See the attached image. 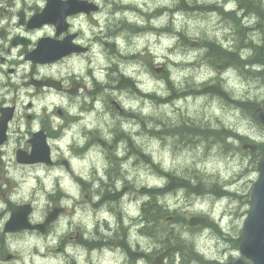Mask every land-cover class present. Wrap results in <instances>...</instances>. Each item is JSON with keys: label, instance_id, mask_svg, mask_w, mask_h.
<instances>
[{"label": "rangeland", "instance_id": "374dc122", "mask_svg": "<svg viewBox=\"0 0 264 264\" xmlns=\"http://www.w3.org/2000/svg\"><path fill=\"white\" fill-rule=\"evenodd\" d=\"M91 1L102 4L101 0ZM120 1L137 2L146 13L153 12L157 20L166 11L165 22L151 24L149 33L145 27L141 35L132 39L123 37L119 47L126 58H119L109 39H103L106 24L114 22L110 16L114 1L108 0L106 8L103 5L102 18H79L73 23L74 32L81 38L80 43L89 48L88 53L48 65L49 70L42 71L46 77L69 87L72 79L79 80L80 94L60 93L44 99L47 105L57 107L54 112L60 118L69 113V107H77L84 116L81 125L95 131L91 136L95 150L87 155L74 150L76 159H72L70 152L81 125L74 126L65 135L59 134L56 139L54 151L59 155L63 152L72 162L70 169L74 172L68 179L60 178L57 185L55 177L44 168H29L16 162L14 150L18 145L26 146L25 129L31 125L24 118V112L29 103L34 108L36 105L29 98L21 108L13 100L23 120L19 127L14 128L12 124L11 143L0 148V200H7L16 187L24 195L15 203L9 202L12 206L8 205L10 209L6 213L0 211V229L15 205L31 204L34 207L32 223L39 224L53 208L63 207L65 211L44 234L26 231L7 238L8 253L14 256L10 264H16L17 249L33 257L31 261L26 259L25 264H63L65 257L70 259V264H136L139 258L152 264L157 255L169 248L175 250L165 264H232L239 258L238 241L249 209L251 186L258 178L257 163L262 155L259 148L264 146V140L254 139L253 134L264 136V127L236 110L230 97L263 104L264 78L250 68L233 66L220 52L235 50L243 41L264 45V0H117L115 4ZM230 4L236 7L230 8ZM224 7L234 11L224 12ZM96 24L100 29L94 27ZM244 26L254 27L257 40L249 39L251 32ZM49 37H54L53 33ZM22 44L27 46L25 42ZM36 46L37 43L30 50ZM238 52L244 56L250 54L245 55L240 49ZM112 60L120 65L119 70L138 82L141 93H149V100L143 101L148 102L151 110L147 114L141 112L139 127L131 120L126 122L125 116H132L144 106L138 99L143 96H133L135 92L126 80L118 85L120 76ZM218 66L223 67L219 70ZM204 83L224 86L227 96L213 94L216 90L208 91V88L203 91ZM6 103L9 102L6 100ZM103 116L115 121L111 128L98 126ZM45 119L50 127L51 123ZM119 123L133 132L131 140L120 135ZM148 123H154L155 127L149 128ZM126 124L130 126L125 127ZM188 129L196 131L189 134ZM250 129L255 130L253 134ZM203 130L209 131L206 141L220 143L204 142L200 133ZM17 132L20 140L15 135ZM15 137L17 140H13ZM188 137L192 140L188 141ZM81 139L80 136L76 140ZM252 143L258 146L255 153L243 149L245 144ZM9 168L36 171L13 181L7 176ZM59 174L65 176L62 172ZM165 174L173 179H188L190 185L197 187V193L193 189L189 192L178 189L159 196V213L154 214L157 219L148 232L143 229V234L139 229L142 222L139 215L141 206L148 200L144 195L149 189L165 187L170 179ZM75 175L88 179V183L76 179ZM100 176H103V185L97 181ZM39 178L44 180L48 193L44 196L37 195L45 191ZM93 183H99L100 187L94 188ZM61 201L68 203L62 206ZM77 212L81 216L79 220H66ZM190 217L205 218L206 225L189 227ZM49 233V237L56 234L55 243L48 242ZM97 236L103 239L90 241Z\"/></svg>", "mask_w": 264, "mask_h": 264}, {"label": "flooded vegetation", "instance_id": "af4514ba", "mask_svg": "<svg viewBox=\"0 0 264 264\" xmlns=\"http://www.w3.org/2000/svg\"><path fill=\"white\" fill-rule=\"evenodd\" d=\"M62 1H66V0H62ZM77 1L90 4V5H92V7H95V10L90 11L89 13H79V14L67 17L65 20V22L67 24V29L65 31H63L59 36H57L55 27L52 25H49V24L43 25L42 27H39V28H29L28 27V24L30 23V19L33 16H35L36 14L40 13L42 11V9L45 7V5H46L45 0H0V53H4L3 55H0V74L7 77L10 81L11 78L13 77V73L15 72V75H16L20 66L28 65V67L24 69V75L26 77L25 86L26 87L31 86L35 89L34 93L28 94L31 99L33 97H36V96H41L42 94H45V93L48 94L46 96H49V97L52 96L53 97V96L59 95L60 93L67 94L69 96H76L77 94H80V92H81V85H80V82L78 79H75V78L72 79L71 83H70V87H69V86H65L64 83L60 82L57 79H53L51 77H46L45 75L42 74L43 70H49V68H47L48 65H53L59 61L65 60L66 58H71V57L76 58L79 55L84 56L89 51L88 47H86L85 45L80 43L81 38H78V34L74 32V24L73 23L79 18L84 19V18H91L94 16H100V18H102L103 11H104L103 5H105V8H106V6L108 4V0L105 1L104 3H103V0H101L102 4H98L97 2H92L91 0H89V1L88 0H77ZM113 1L114 2H111V4L114 5V8L112 10L113 15H110V16H111V18H113L114 22H116V23H114V22L109 23L108 22L106 24L105 30L103 31V39H109V41H108L109 44H111L113 46V51H115V53L118 55L119 58H126L125 54L123 52H121L120 47H119V46H121L120 41H122V39L118 41L116 39V37L120 36L122 34L123 37H126L128 39H132L138 35L143 34L145 27L147 29L146 30L147 33H149L150 27H152L151 21L154 19V16H152L153 12L151 14H150V11H148L146 13L145 8H143L137 2L134 3L132 1H130V2L120 1V3L118 5H116L115 2H117V0L116 1L113 0ZM17 3H19V5H20L19 8H16ZM147 3L148 2H146L145 5H148ZM14 8H15V11H13ZM223 11L229 12L230 10H227L224 7ZM123 12L130 13L132 18L129 19L128 17L122 16V15L119 16V14L123 13ZM155 13H156V11H155ZM162 14H163L162 16H164V12ZM21 19H22V21H21ZM141 20L147 21V23H139L138 21H141ZM118 21H119V23H118ZM97 22H98V20H97ZM96 25H97V27H96ZM96 25L94 27L100 29V27H98V24H96ZM16 29H22L23 34H21L20 31H16ZM154 29H155V27H154ZM51 33H53L54 37H49L51 35ZM66 37H72L71 41H70L71 45L74 46V48H77L78 49L77 51L72 52V53L68 54L67 56L62 57L58 61H55L52 63H46V64L33 63L27 59V55L32 52L30 50L31 46H34L35 43H38L42 38H51L53 40L63 41ZM96 38L99 39L100 37L96 36ZM14 41H16V45H13ZM24 42L26 43L27 46H24L22 44ZM13 55L16 56L17 58L9 60L8 57L13 56ZM118 57H115V58L118 59ZM132 57H134V55H132ZM111 62H113V60ZM113 64L116 66V68H114V69L116 70L117 75L120 76V81H119L118 85L121 82H123V80H126L129 82L128 86L131 87L130 89L135 92L132 94L133 96H135L137 98L138 97L137 94H142L143 99L141 97H138L139 100H142V101L143 100H149L147 97V95L149 93H145V94L141 93L142 91L139 89L138 82L135 80L132 81L131 80L132 77L127 76L123 71L119 70V68H118V67H120L119 64H115L114 62H113ZM3 65H9L7 67L8 68L7 71H5L6 68L2 67ZM89 70L92 71L91 67ZM112 72H114V70H112ZM73 83L76 86L75 94L69 93V91L74 87ZM46 96H44V98H46ZM11 108L13 109L11 112V118L7 122L6 131L4 133L2 142L0 143V148H5L11 143V140H12V138H11V134H12L11 133V126L13 123H15L16 118L18 116L20 117V115L17 114L18 108H17V106L13 100L10 101L9 103H6L5 99H3V98L0 99V117H1V110L4 111V109H11ZM33 108L34 107H32V104L29 103V105L26 108V111L24 112V118L26 117L28 123L31 124L28 128L25 129L26 130L25 134L28 135V138L26 139V142H25L26 146L23 147V146L18 145L17 148H15V150H14L15 151L14 156H15L16 162L18 164H20L21 166H27L29 168L35 167V169H36V167L44 168L47 171V174H52L55 177L54 180L56 179L57 185H58V181L60 178L65 177L66 179H68L67 177L70 175V173H73L74 171H72L70 169L72 162H71L69 156L66 157L63 152L61 155H59L58 152L54 151L55 148L57 149V145H56L55 141L61 135H63V134L65 135V134H67V132H70L74 126L81 125L83 123V120H84V116L82 115L83 112H80L79 114H81V115H79V116H73V115H70L69 113H67L63 118H60L59 116L55 115L56 111L54 112V109L57 107H55V106L50 107L51 109L49 110L47 105H46L45 108L41 109L42 113H46L42 117V126L39 127V129L34 130L33 129V121H35L37 119V116L34 112L32 114L29 113L30 110H32ZM140 109L141 108H139L138 111L135 113L133 112L134 114L132 116H130V115L125 116V121L129 122L131 120L133 122L132 124H134V126H135V124H138L137 122L142 117L141 116L142 111ZM92 111L94 112V110H92ZM119 112L121 113L122 109H119ZM7 113L8 112H5V114H7ZM85 113H87V110ZM52 116H55L57 118V120H59V121H63V123L58 124L57 128H55V129L48 127L47 121L45 119V118H47L49 123H53V121L51 120ZM65 124H68L71 127H69V129H67ZM119 125H121V124L119 123ZM134 126H132V128ZM120 129H121L120 135L126 136V137L123 136L124 137L123 139L131 140L132 137L134 136L133 132L126 130L125 128L122 127V125L120 126ZM36 134H42L44 136V140H45L47 146L49 147L50 164H46V163H34V164L20 163L18 161V153L27 156L30 154L31 149H32L31 141L37 139L40 142V137ZM59 134H61V135H59ZM75 134L79 137L76 136L75 138H73L72 145L74 146V149L71 152L68 151V152L72 153L70 155H73L74 159H76L75 157H77L74 155V150H76L75 152H78V153L83 152V155H87L90 152H92L93 150H95V147H94L95 145L93 144V140H91L92 139L91 136L93 134H95L94 130L91 131V129L87 128L85 125H81V128L78 127V132ZM15 135L20 140V138H19L20 135H18V132L15 133ZM80 136L82 137V139L76 140V139L80 138ZM17 137H15V139H13V140H17ZM1 139L2 138H0V140ZM17 142L19 144V141H17ZM101 146H103V142L101 143ZM1 151L2 150H0V154H1ZM66 155H67V153H66ZM60 159H62V161H60ZM60 167L66 169L67 172L65 171L66 172L65 173L62 169H60ZM60 172L64 173L65 176L60 175L59 174ZM75 178L76 179L78 178V180H80V181H83V180L85 181L83 176H76L75 175ZM39 181H40L41 188L44 186L43 189L45 190L39 194L44 196V194H48L46 192L47 190L45 189L46 188L45 183H44V180L42 178H39ZM88 181L89 180L87 179V181H85L84 183H88ZM97 181H100L103 185V176H100ZM102 201H103V199H102ZM8 205L10 206L11 204L8 203ZM17 206H19V205H17ZM20 206H29V209H30V211H32V214L28 217V220L32 223L31 218H33L34 207L28 203L25 205H20ZM15 207H16V205L14 206V208ZM57 208L61 209L62 213L65 211V209L63 207H57ZM9 209H10V207L7 209V211ZM13 209H12V211H13ZM12 211H11V213H12ZM11 213H10V215H11ZM0 216H1V213H0ZM6 222L3 224L2 228L0 229V261H2L3 264H10L11 263L10 260L14 256H12L11 253H8L10 250L8 248V245L5 244V240H7V238H10L12 234L8 233V232H4V226H5ZM32 224H39V223L33 222ZM48 227L49 226H47L45 228V232L47 231ZM29 232L34 233V232H38V231L33 230V231H29ZM26 233H28V232H26V231L23 232V234H26ZM97 237L90 240V241H95L96 239H98V240L103 239V236H102V238H99L100 236H97ZM101 253H103V250Z\"/></svg>", "mask_w": 264, "mask_h": 264}, {"label": "water", "instance_id": "95a60500", "mask_svg": "<svg viewBox=\"0 0 264 264\" xmlns=\"http://www.w3.org/2000/svg\"><path fill=\"white\" fill-rule=\"evenodd\" d=\"M46 5L42 11L30 19L29 28H39L49 24L55 27L56 35L59 36L67 29L65 22L66 18L79 13H89L94 11L95 7L85 2L77 0H45ZM22 21V19H21ZM71 38L66 37L63 41L53 40L51 38H42L31 53L27 55V59L33 63L46 64L60 60L62 57L77 51V48L71 45ZM16 45V41L13 42ZM223 66H218L221 70ZM73 88L69 91L75 94L76 86L73 83ZM11 109L1 110L0 117V143L3 140L6 131L7 122L11 118ZM5 112H8L5 114ZM259 123L264 127V103L259 109L257 115ZM40 137V142L31 141V152L25 156L18 153V161L25 164L46 163L50 164L49 147L47 146L44 136L36 134ZM35 135V136H36ZM243 149H248L251 152L256 150L255 145L245 144ZM258 178L252 184L249 195V209L242 224L240 242L238 245L239 258L235 259L232 264H264V156L257 164ZM61 209H54L48 213L44 223L40 225H31L27 217L30 214L29 206H16L9 220L4 226V232L17 233L21 231L37 230L44 233L45 228L54 222ZM206 219L201 217H190L188 220L189 227L205 226ZM175 248H170L156 256L152 264H164L166 258Z\"/></svg>", "mask_w": 264, "mask_h": 264}, {"label": "clouds", "instance_id": "9594fccd", "mask_svg": "<svg viewBox=\"0 0 264 264\" xmlns=\"http://www.w3.org/2000/svg\"><path fill=\"white\" fill-rule=\"evenodd\" d=\"M20 5L19 3L16 4V8H19ZM110 7V6H109ZM230 8H235L236 5L235 4H230L229 5ZM13 11H15V8L13 9ZM119 15L128 17L129 19L132 18V16L130 15V13L128 12H123L120 13ZM167 14H165V16L160 17L158 20L157 19H153L151 21V24H163L165 22ZM139 23H147V21H138ZM16 31H20L21 34H23L22 29H16ZM116 39L119 41L121 39H123V35L121 34L120 36H117ZM249 39L250 40H257V34L255 31H253L252 33H250L249 35ZM4 53H0V55H3ZM249 53H245V55H248ZM16 56H9L8 59L12 60V59H16ZM2 67L6 68L8 67V65H3ZM28 65H22L19 67L18 72L15 76H13L11 78V80L9 81V79L5 76H3L2 74H0V98H3L7 101H12L15 100L18 105L22 108L23 104L26 103L28 101V99L30 98L28 94L30 93H34L35 89L31 86H25L26 84V77L24 75V69L27 68ZM208 75H211V72L207 73ZM203 78V77H200ZM90 86H91V82H89ZM48 95L47 93L42 94L41 96H36L32 98V102L36 105V107L33 109V112L36 114L37 119L35 121H33V129L37 130L39 129V127L42 126V117L43 115H45L46 113H42L41 109L45 108V106L47 105V101L44 99V96ZM141 104H143L144 106L140 109L144 114H147L150 112L151 110V106L148 104L147 101H142L139 102ZM48 109L50 110V105H47ZM68 112L70 115L73 116H79V112L77 107H69ZM22 120L23 118L20 117L18 119V121L16 123H14V128L21 126L22 124ZM51 120L53 121V123L50 124V127L52 129L57 128L58 124H62L63 121H59L57 120V118L55 116L51 117ZM115 121L113 120H109V118L107 116H103L101 121H98V126L102 129L104 128H111L113 126V123ZM130 125L126 124L125 127H129ZM137 127H139V124L136 125ZM147 126L149 128H154L155 125L154 123H148ZM254 129H250V134L254 133ZM253 138L256 140H264V136L261 135H255L253 134ZM15 145H13L14 147ZM74 159V158H73ZM36 170L32 169H13V168H9L7 171V176L9 179L13 180V181H18L19 180V176L20 175H29L31 173H34ZM164 181L161 180V183H163ZM93 187L94 188H99L100 184L99 183H93ZM24 194L21 191V189L19 187H16L14 189V191L7 197V200H0V211H5L8 209V203H15L17 202V200L22 197ZM37 195H39V193H37ZM96 199H99V197L97 196ZM145 199H148L147 197H145ZM41 202H42V198H41ZM65 203H68L67 201H61V205L63 206ZM81 218L80 213L77 212L75 214L74 217H70V218H66V220H71L73 222L79 220ZM185 235H187L185 233ZM55 239H56V234L54 233L51 237H49L48 242L49 243H55ZM8 241L5 240V244H7ZM155 246V245H154ZM40 251H44L43 248L40 249ZM69 251H71V248H69ZM17 256L18 259L16 260V264H25L26 259L31 261V259L33 258L28 252L21 250V249H17ZM0 264H3L2 261H0ZM63 264H70V259L65 257L63 260ZM136 264H146V261L144 258H139L136 261Z\"/></svg>", "mask_w": 264, "mask_h": 264}, {"label": "trees", "instance_id": "16d2710c", "mask_svg": "<svg viewBox=\"0 0 264 264\" xmlns=\"http://www.w3.org/2000/svg\"><path fill=\"white\" fill-rule=\"evenodd\" d=\"M239 2H241L240 0H238ZM248 1V0H247ZM245 29H248L249 32L252 33V31L254 30V27H247L244 26ZM256 31V30H254ZM258 44H254L251 41H243L242 43H240V46L236 45L235 50L232 51H223L220 52L222 54V57H225L227 59H230L233 62V66H236L240 69L242 68H250L251 70H255L258 72V76L262 75V78H264V45L261 46H256ZM238 49H240V51L243 52H247L250 53L248 56H244L242 54H239ZM242 67V68H241ZM261 68V69H260ZM252 73V72H251ZM255 78H260V77H256ZM203 91H205L208 88L209 90H216L215 93L213 94H217L220 96H227V91L226 88L223 86L221 88V86L218 85H209L208 83H204L201 85ZM230 100L234 102V106L235 109L238 111H241L243 113V115L248 116L253 123H255L257 126H261L258 122V112L259 109L261 108L262 104L256 103V102H251V101H241V100H233L230 97ZM190 126V125H189ZM196 130H190L188 129L189 134L194 133ZM199 131V130H198ZM227 131L224 129V132ZM191 132V133H190ZM209 131L207 130H203V132H200L201 134H203V140L204 142H207L208 145L210 142L206 141V138L208 137L207 134ZM216 137H219V133L214 134ZM199 136V135H198ZM194 140H199L201 141V139L194 137ZM192 137H188V141H191ZM211 143H220L216 140H214V142ZM210 143V144H211ZM259 150L262 151V155L261 157L264 156V146H262L261 148H259ZM254 156V155H253ZM167 177H169V183L167 185H165V187L161 188V189H149L147 190V197L148 200L147 202H145L142 206H141V215H139V219L141 218L142 222L140 223L141 228H140V232H143V229L146 230L147 232L152 229L151 226L152 224L155 222V219H157L154 214L156 213V215H158V205L157 203L159 201H157V198L159 196H164L166 194L169 193H173L176 190H180V189H184L185 191L189 192L190 189H193L194 194L197 193L195 192V188H197L196 186L193 187L191 184V182L188 179H173L174 177L171 175L166 174ZM174 181H176V183H174ZM174 184V185H173ZM197 195V194H196ZM151 196V197H150ZM150 198V199H149ZM144 234V232H143Z\"/></svg>", "mask_w": 264, "mask_h": 264}, {"label": "bare ground", "instance_id": "6f19581e", "mask_svg": "<svg viewBox=\"0 0 264 264\" xmlns=\"http://www.w3.org/2000/svg\"><path fill=\"white\" fill-rule=\"evenodd\" d=\"M165 8V10H166V7H164ZM166 12V11H165ZM165 12H164V14H165Z\"/></svg>", "mask_w": 264, "mask_h": 264}]
</instances>
